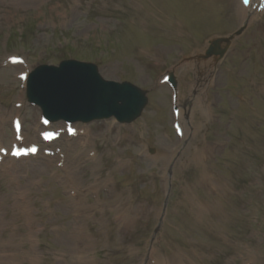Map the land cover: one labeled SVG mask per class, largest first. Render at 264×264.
I'll return each instance as SVG.
<instances>
[{"label":"rangeland","instance_id":"rangeland-1","mask_svg":"<svg viewBox=\"0 0 264 264\" xmlns=\"http://www.w3.org/2000/svg\"><path fill=\"white\" fill-rule=\"evenodd\" d=\"M234 2L0 0L3 145L14 140L17 114L25 144L40 143L41 111L18 77L40 63L91 61L104 78L133 82L149 97L131 124L76 123V136L40 143L53 154L4 157L0 264H264V9L218 66L193 57L211 36L243 25ZM10 55L25 64L9 66ZM169 71L179 81L183 139L172 88L160 82ZM15 201L29 219H11Z\"/></svg>","mask_w":264,"mask_h":264},{"label":"water","instance_id":"water-1","mask_svg":"<svg viewBox=\"0 0 264 264\" xmlns=\"http://www.w3.org/2000/svg\"><path fill=\"white\" fill-rule=\"evenodd\" d=\"M242 30L213 38L208 55L223 56ZM222 42H226L224 49L220 48ZM30 92V99L40 104L52 120L62 117L69 121H91L115 115L120 121H132L147 103L144 90L128 82L104 83L93 66L74 62L63 63L60 68H39L31 75Z\"/></svg>","mask_w":264,"mask_h":264},{"label":"bare ground","instance_id":"bare-ground-1","mask_svg":"<svg viewBox=\"0 0 264 264\" xmlns=\"http://www.w3.org/2000/svg\"><path fill=\"white\" fill-rule=\"evenodd\" d=\"M234 5L236 7H238L237 8V11H238V13H239V15H240V17L242 19L241 21L250 20L257 13V8L254 7L253 3H251L249 6H245L241 0H235ZM180 116H182L183 119H184V112H182ZM17 173H18V169L17 170H14L13 172H9V174H11L13 176L15 174H17ZM4 200H5L4 197H0V208L2 207L1 205L3 204ZM11 207L13 209V211H12V213L10 215V217H11L12 220H15V217L14 216L17 215V217H19L20 214L22 216L26 217L27 219H29V217H31L30 214H29V212H28V209H27V211H24L23 210V205L21 204V202L15 201L11 205ZM4 208H5V206H4ZM17 213H19V214H17ZM6 228L7 227H6L5 217L0 215V231H2V232L3 231H6ZM8 240L10 242L12 240L13 243H14V241L16 240V234H15V232H13L12 234L11 233L9 234ZM14 248H15V245H14Z\"/></svg>","mask_w":264,"mask_h":264},{"label":"snow or ice","instance_id":"snow-or-ice-1","mask_svg":"<svg viewBox=\"0 0 264 264\" xmlns=\"http://www.w3.org/2000/svg\"><path fill=\"white\" fill-rule=\"evenodd\" d=\"M245 2H247V0H245ZM30 151L34 153V152H36V148L33 147ZM13 154L19 156L22 153L18 151V152H14ZM24 154H26V153H24Z\"/></svg>","mask_w":264,"mask_h":264}]
</instances>
